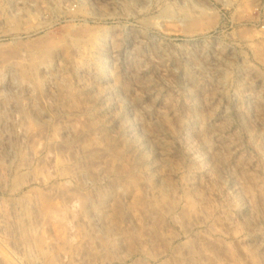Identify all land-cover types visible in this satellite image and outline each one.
<instances>
[{
  "label": "rangeland",
  "instance_id": "1",
  "mask_svg": "<svg viewBox=\"0 0 264 264\" xmlns=\"http://www.w3.org/2000/svg\"><path fill=\"white\" fill-rule=\"evenodd\" d=\"M0 264H264V0H0Z\"/></svg>",
  "mask_w": 264,
  "mask_h": 264
}]
</instances>
